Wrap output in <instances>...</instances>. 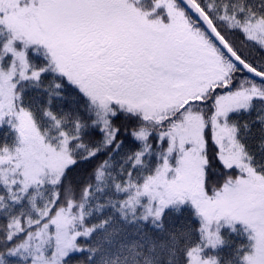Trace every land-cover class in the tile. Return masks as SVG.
Masks as SVG:
<instances>
[{
    "label": "snow or ice",
    "instance_id": "obj_1",
    "mask_svg": "<svg viewBox=\"0 0 264 264\" xmlns=\"http://www.w3.org/2000/svg\"><path fill=\"white\" fill-rule=\"evenodd\" d=\"M0 264H264V0H0Z\"/></svg>",
    "mask_w": 264,
    "mask_h": 264
}]
</instances>
